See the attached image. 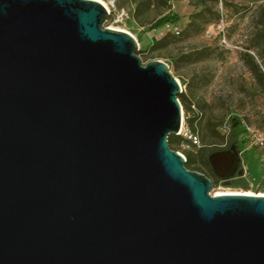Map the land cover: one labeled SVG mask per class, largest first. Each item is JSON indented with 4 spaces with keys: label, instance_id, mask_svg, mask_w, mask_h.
Instances as JSON below:
<instances>
[{
    "label": "water",
    "instance_id": "water-1",
    "mask_svg": "<svg viewBox=\"0 0 264 264\" xmlns=\"http://www.w3.org/2000/svg\"><path fill=\"white\" fill-rule=\"evenodd\" d=\"M109 15L0 0V264H264V196L186 169L180 84Z\"/></svg>",
    "mask_w": 264,
    "mask_h": 264
},
{
    "label": "rangeland",
    "instance_id": "rangeland-1",
    "mask_svg": "<svg viewBox=\"0 0 264 264\" xmlns=\"http://www.w3.org/2000/svg\"><path fill=\"white\" fill-rule=\"evenodd\" d=\"M110 16L103 21V28H117L131 34L138 42L139 51L145 49L153 40L160 37L167 26L150 30L148 25L140 26L132 19V9L129 0H102ZM195 0H170V7L160 11L172 12L180 17L176 24L182 30L192 13L199 11L194 6ZM254 5L246 0H222L214 7L218 12L219 20L208 26L200 36L190 37L184 43L172 46L165 52L167 57L150 59L145 53H139L141 63L150 60H162L168 66L172 76L181 85L182 93L187 96L192 109L200 113L201 125L210 120L223 135V140L217 144L220 148L225 142L222 125L230 127L229 143L233 145L241 157V166L248 171L249 179L245 180L248 189L240 186L231 187L223 180L212 185L211 195L221 191L264 192L260 181L264 177V150L252 146L248 147L247 127L264 133V88L255 81L249 67L246 66L244 54L251 53L255 61L264 72V41L262 51L255 48L256 28L251 22L254 16ZM159 9L149 12V18L156 17ZM202 52L200 61L190 62L182 59L187 53ZM186 84L191 88L187 89ZM189 115H192L189 113ZM182 110V129L188 132L186 118ZM202 131L196 133L200 140ZM182 134V133H181ZM183 135V134H182ZM200 145H204L199 141ZM206 141L205 144L210 145ZM192 149L185 145L179 149ZM239 173V172H238Z\"/></svg>",
    "mask_w": 264,
    "mask_h": 264
},
{
    "label": "trees",
    "instance_id": "trees-1",
    "mask_svg": "<svg viewBox=\"0 0 264 264\" xmlns=\"http://www.w3.org/2000/svg\"><path fill=\"white\" fill-rule=\"evenodd\" d=\"M132 9V19L135 23L140 26L148 25L150 30H156L166 24H176L179 22L180 17L172 12L160 11L161 8L170 7V0H129ZM222 0H195L194 6L199 8V11L192 13L189 17V20L186 22L182 30L179 29V33L175 35L169 31H165L157 39L151 40L152 42L142 51H137L136 55L139 53H145L150 59H155L159 57H167L165 52L168 53V50L179 43H184L190 37L200 36L205 29L218 22L219 15L218 12H213L214 7L218 2ZM249 4L254 5L253 8L254 16L251 19V22L256 28L255 33V48L259 52L262 51L261 43L264 41V0H246ZM159 9L156 17L149 18V12ZM202 57V52L196 53H187L182 56V59H186L190 62L200 61ZM246 66L249 67L255 81L263 89L264 88V72L261 70L259 64L255 61L254 56L247 52L244 54ZM187 89L191 88L190 84H186ZM177 98L180 100L182 110L184 114L189 115L186 118V125L189 134H195L199 131H202L200 140L204 145L200 147L195 146L187 139L186 136L182 134L170 135L167 139L169 148L173 151H179L183 145L192 149L184 150L183 158H185V167L188 170H193L199 173H202L204 176H207L212 185L225 180L223 182L226 185L231 187L240 186L243 189H248L247 183L244 179L239 177L238 172L235 174L227 175L223 179H218L214 173L211 171V167L208 161V156L216 151H220V148H217L223 140V135L220 131L217 130L216 124L212 123L210 120L206 121L204 125H201L200 113L192 109V105L187 99V96L184 93H180ZM210 142V145L205 144V142ZM232 138H230L229 143L226 146H234ZM235 147V146H234ZM262 190L264 188L262 187Z\"/></svg>",
    "mask_w": 264,
    "mask_h": 264
},
{
    "label": "built area",
    "instance_id": "built-area-1",
    "mask_svg": "<svg viewBox=\"0 0 264 264\" xmlns=\"http://www.w3.org/2000/svg\"><path fill=\"white\" fill-rule=\"evenodd\" d=\"M106 8V7H105ZM106 11L108 12V13H110L109 11H108V9L106 8ZM111 14V13H110ZM110 16V15H109ZM172 25V24H171ZM171 25H169V24H166V26H167V31H169V32H171V33H174L175 35H177L178 33H179V29L175 26V27H172ZM138 49H139V45H138ZM139 51V50H138ZM180 91L182 92V88H181V85H180ZM180 92V93H181ZM222 130H223V132H224V134H225V143L222 145V147L223 146H225L226 144H227V139H228V137H229V135H230V132H231V130H230V127H228L227 125H225V124H223L222 125ZM180 134L182 133L184 136H186L187 137V139L189 140V141H191V143L192 144H194L195 146H197V147H200V143H199V139H198V137H197V135H196V133L195 134H189V132H183V129H182V124H181V127H180ZM247 129V131H248V142H249V145H248V147L250 148V147H252V146H256V147H258V148H260V149H262V150H264V133L263 132H260V131H258L257 129H254V128H251V127H247L246 128ZM179 153V152H178ZM180 154V153H179ZM181 155V154H180ZM182 156V155H181ZM183 157V156H182ZM238 174H239V177L241 178V179H244V180H246V181H248V179H249V174H248V171H246V169L243 167V166H240V169L238 170ZM260 184H261V186L264 188V177L262 178V180L260 181Z\"/></svg>",
    "mask_w": 264,
    "mask_h": 264
},
{
    "label": "flooded vegetation",
    "instance_id": "flooded-vegetation-1",
    "mask_svg": "<svg viewBox=\"0 0 264 264\" xmlns=\"http://www.w3.org/2000/svg\"><path fill=\"white\" fill-rule=\"evenodd\" d=\"M232 147L234 146H223L220 150L222 151H229ZM240 166H241V157H240V154L238 153L237 149H236V152H235V160H234V165L231 167L230 169V172L228 175H231V174H235L236 172H238V170L240 169ZM225 181V180H223Z\"/></svg>",
    "mask_w": 264,
    "mask_h": 264
},
{
    "label": "bare ground",
    "instance_id": "bare-ground-1",
    "mask_svg": "<svg viewBox=\"0 0 264 264\" xmlns=\"http://www.w3.org/2000/svg\"><path fill=\"white\" fill-rule=\"evenodd\" d=\"M97 1H99L104 7H106L105 3L102 0H97ZM112 28H114V27H112ZM236 193H241V194H245V195H251V194H253V192H238V191L235 192V191H227L226 190V191H221V192H215L213 195L236 194ZM259 195H263L264 196V192H260Z\"/></svg>",
    "mask_w": 264,
    "mask_h": 264
}]
</instances>
